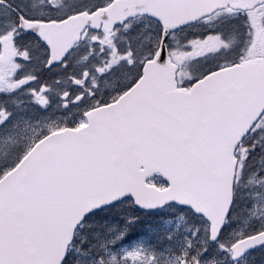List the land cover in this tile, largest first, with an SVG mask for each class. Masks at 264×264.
I'll use <instances>...</instances> for the list:
<instances>
[{
  "label": "snow or ice",
  "instance_id": "snow-or-ice-1",
  "mask_svg": "<svg viewBox=\"0 0 264 264\" xmlns=\"http://www.w3.org/2000/svg\"><path fill=\"white\" fill-rule=\"evenodd\" d=\"M0 264H264V0H0Z\"/></svg>",
  "mask_w": 264,
  "mask_h": 264
}]
</instances>
